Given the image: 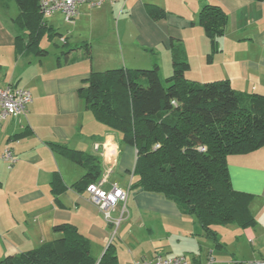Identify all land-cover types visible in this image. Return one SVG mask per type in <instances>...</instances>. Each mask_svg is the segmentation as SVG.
Here are the masks:
<instances>
[{
    "label": "crops",
    "instance_id": "crops-1",
    "mask_svg": "<svg viewBox=\"0 0 264 264\" xmlns=\"http://www.w3.org/2000/svg\"><path fill=\"white\" fill-rule=\"evenodd\" d=\"M12 1L0 0V89L9 84L27 89L32 102L25 115L9 116L0 125V260L61 237L53 227L64 222L100 242L96 248L91 246L96 259L109 245L112 227L88 192L73 187L84 177L86 168L56 153L51 144L99 157L103 173L112 168L104 188L116 183L128 194L122 232L135 213L140 227L165 233L162 240L152 242L150 257L132 250L128 255L119 254L118 249L120 264L157 254L185 256L189 264L264 259V146L228 158L232 186L250 196L255 223L245 228L236 224L217 227L224 247L216 248L195 218L183 214L176 203L160 194L131 189L136 148L126 144L119 132L98 122L80 94L93 71L151 69L157 65L161 77L166 71L167 78L173 73L177 49L190 65L185 73L189 80L206 83L228 79L244 97L264 95V1L83 3L73 22H67L61 11L44 18L52 32L40 42V48L47 51L42 56L27 50L26 31L13 22L19 7ZM207 4L220 5L228 16L215 53L199 23V14ZM152 6L163 9L165 16L153 17ZM54 37L63 45L53 43ZM7 148L17 159L11 166L2 158ZM56 172L65 185L57 200L51 188Z\"/></svg>",
    "mask_w": 264,
    "mask_h": 264
},
{
    "label": "trees",
    "instance_id": "trees-1",
    "mask_svg": "<svg viewBox=\"0 0 264 264\" xmlns=\"http://www.w3.org/2000/svg\"><path fill=\"white\" fill-rule=\"evenodd\" d=\"M15 1L19 13L13 22L26 31L27 50L38 56L47 54L40 42L52 29L44 20L40 0ZM150 14L161 18L165 11L152 6ZM227 22V13L217 4L205 5L199 14L212 53L217 52ZM182 55L174 50L173 73L165 82L157 65L151 69L93 71L80 94L98 122L119 132L126 144L136 148L131 189L173 201L183 214L195 218L216 248H221L217 227L236 224L245 228L255 223L250 196L232 186L228 158L264 146V95L244 97L228 79L206 83L189 80L185 73L190 65ZM51 146L86 168L84 177L73 186L78 191L87 192V187L101 178L99 157L62 144ZM51 188L56 200L65 190L57 172ZM53 231L61 237L8 255L0 264H120L113 241L98 260L92 255L90 239L76 225L59 223Z\"/></svg>",
    "mask_w": 264,
    "mask_h": 264
},
{
    "label": "built area",
    "instance_id": "built-area-1",
    "mask_svg": "<svg viewBox=\"0 0 264 264\" xmlns=\"http://www.w3.org/2000/svg\"><path fill=\"white\" fill-rule=\"evenodd\" d=\"M118 0H40L43 16L48 17L55 11L64 13L67 22H73L79 14V6L83 3H88L92 6H100L105 2H116ZM32 102V94L29 90L9 84L3 89H0V123L6 120L9 116H21L27 113V106ZM2 158L9 162L10 166L17 159L10 148H7L2 154ZM112 173V168H108L103 173V177L98 181L91 183L87 187L90 200L94 203L108 223L114 222V214L119 212V222L125 218L127 191L113 184L110 189H105L104 185L108 181ZM124 203L121 208L119 204ZM118 222V223H119ZM117 224V223H116ZM131 264H189L185 256H163L157 254L151 259H139ZM249 264H264V259L249 262Z\"/></svg>",
    "mask_w": 264,
    "mask_h": 264
},
{
    "label": "rangeland",
    "instance_id": "rangeland-1",
    "mask_svg": "<svg viewBox=\"0 0 264 264\" xmlns=\"http://www.w3.org/2000/svg\"><path fill=\"white\" fill-rule=\"evenodd\" d=\"M5 3H7V1H5ZM12 3L15 4V6L17 7V2L15 0H13ZM54 38H55V41L53 43H56L61 46L63 45V43L59 41L60 39L58 37H54ZM165 74H166V71H162L161 78L163 82H165V77H166ZM102 177L103 175L101 176V178ZM123 206H124V203L119 204L120 211ZM127 213L128 212L126 210L125 217L127 216ZM118 214L119 212L114 214L115 219H114V222L112 223L113 227L111 229V239L109 243L111 241L115 243V245L119 249V254L125 253L126 255H128V251L130 252V250H132L135 253H137L139 256L143 255L146 257H150V255L152 254V250L150 248L152 242L157 241V240H162L163 239L162 235L165 233L158 228H155L153 232H150L147 228L140 227L139 225L140 223L138 221L139 216L135 215V213L133 214V218L131 219L129 225H127V228L124 230L125 232H122L124 229V223L122 226L121 224L125 218L119 222L118 218L120 217ZM103 218L105 219L104 214H103ZM87 237L90 239L92 248H96L97 245L98 246L100 245V242L95 237L93 236L91 237L88 234H87ZM171 240L175 241V239L172 236H171ZM181 246H182V243H181ZM147 259H150V258H147Z\"/></svg>",
    "mask_w": 264,
    "mask_h": 264
},
{
    "label": "water",
    "instance_id": "water-1",
    "mask_svg": "<svg viewBox=\"0 0 264 264\" xmlns=\"http://www.w3.org/2000/svg\"><path fill=\"white\" fill-rule=\"evenodd\" d=\"M236 264H249V263H248V262H246V263L238 262V263H236Z\"/></svg>",
    "mask_w": 264,
    "mask_h": 264
},
{
    "label": "flooded vegetation",
    "instance_id": "flooded-vegetation-1",
    "mask_svg": "<svg viewBox=\"0 0 264 264\" xmlns=\"http://www.w3.org/2000/svg\"><path fill=\"white\" fill-rule=\"evenodd\" d=\"M188 260V259H187Z\"/></svg>",
    "mask_w": 264,
    "mask_h": 264
}]
</instances>
